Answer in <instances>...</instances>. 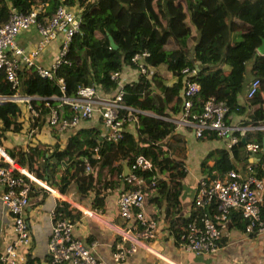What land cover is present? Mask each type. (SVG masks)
<instances>
[{
	"label": "trees",
	"instance_id": "trees-1",
	"mask_svg": "<svg viewBox=\"0 0 264 264\" xmlns=\"http://www.w3.org/2000/svg\"><path fill=\"white\" fill-rule=\"evenodd\" d=\"M58 4L70 7L77 17V30L72 34L64 56L68 62H61L54 72L55 76L64 79L65 94L76 95L78 85H98L105 92L119 87L121 102L141 111L136 113V121L122 123L116 140L101 138V132L93 126L80 127L66 137L64 146L54 145L48 154L47 144L29 145L25 151L4 150L17 164L26 166L36 179L45 176L47 184L55 185L60 194L69 182H74L80 198L89 197L92 209L103 207L106 188L120 185V191H124L139 187L143 192L144 188L155 187L164 198L166 216L170 206L168 226L177 244L179 233L194 214L190 210L187 217L172 215L180 209L184 169L179 155L184 150V143L181 136L172 133L174 124L165 117L181 108L179 93L184 78L181 68L195 69L189 76L199 86L192 96L193 110H198L202 100L212 96L227 105L225 120L231 114L244 111L245 119L241 124H263L264 52L258 53L256 46L264 38V0H0V23L6 20L10 9L25 13L32 7H37L36 17L43 21ZM107 34L112 37L116 48L109 46ZM142 50L148 52L142 58L146 71L139 72L131 58ZM196 63L200 68H195ZM160 64L173 76L170 84L156 71L148 70ZM124 67L135 69L137 76L135 80L118 86L110 73L121 72ZM246 75L251 80L256 79L257 84L254 92L240 102L241 111H236L234 106L240 105L237 94ZM17 78L20 93L35 92L39 83L44 86L43 92H48L45 95L58 93L54 78L40 77L32 67L20 64ZM14 91L0 70V94L10 95ZM31 104L34 106L37 102L32 100ZM19 108L12 100L0 102V135L5 129L18 130L16 117ZM41 111L45 113L47 108L42 106ZM57 113L59 119H69L77 110L61 104ZM235 135L237 140L229 147L214 148L205 154V158L214 157L212 164L205 163L202 168L208 178L235 169L233 160L246 159L249 151L245 141L257 146L261 161L253 163L252 169L260 172V165H264V129H245L236 131ZM195 136L202 140L214 138L215 134L206 129ZM96 144L97 158H94L92 147ZM138 153L149 158L152 167L134 173L145 181L157 175L152 187L145 183L126 182L121 176L120 161L126 160L129 165ZM85 161L89 170L84 168ZM60 165L63 169L58 174ZM108 165L113 167L115 176L100 179L99 171ZM162 173H168V178H162ZM62 204L63 216L73 220L79 210L66 201ZM258 205L260 216L264 218V192ZM73 209L74 213L71 212ZM230 221L234 229L242 231L245 227L246 220L237 211H231ZM178 225L180 227L176 230L174 226ZM256 233L259 232L254 227L248 235ZM44 261H47L46 257ZM22 264L43 263L28 253Z\"/></svg>",
	"mask_w": 264,
	"mask_h": 264
},
{
	"label": "built area",
	"instance_id": "built-area-1",
	"mask_svg": "<svg viewBox=\"0 0 264 264\" xmlns=\"http://www.w3.org/2000/svg\"><path fill=\"white\" fill-rule=\"evenodd\" d=\"M37 12V7H32L25 13L10 9L6 20L0 23V70L3 71L5 79L10 82V86L15 89L11 96L0 95V100L9 98L16 103H24L29 112L35 114L31 105L34 98L21 94L17 90V68L20 64L32 67L40 77L54 78L58 90L57 94L39 97L42 106L47 108L46 116L49 124L65 128L77 124L79 119H87L95 114L103 127L101 138L116 140L120 136L122 123L136 121V113L141 110L121 102L122 91L119 87L114 92L98 94V85H78L76 95H66L64 79L61 76H55L54 72L61 62H68L64 56L71 36L77 30V17L75 12L64 4H58L43 21L37 19ZM28 26L36 27L40 38L28 50H24L15 44L14 38L20 29ZM53 39L58 40V48L50 65L35 64L38 53ZM147 54L146 50H142L134 53L131 58L137 64L139 72L146 71L142 58ZM181 72L184 74L183 86L180 90L181 110L179 116L171 120L190 128L194 135L206 129L212 130L215 138H225L226 147H229L237 140L235 132L245 130L246 127L236 123H227L224 119L228 110L227 105L224 101L216 100L212 96L202 100L198 110H193L192 96L199 86L189 76L195 72V69L183 67ZM119 76L120 71L110 73V77L115 79L116 83ZM256 84V79L250 80L245 97L254 92ZM61 104L69 105L76 109L77 113L69 119H59L57 107ZM234 108L236 111H241V104ZM167 119L170 120V117ZM250 127L264 129V123L248 128ZM246 149L254 152L257 146L253 142H247ZM96 151L97 144L92 147L94 158H97ZM151 167L150 159L138 153L128 165L130 173L123 178L132 184L145 183L152 187L156 183L157 175L145 181L134 173L136 170ZM260 167L259 173L253 169L245 172L228 169L211 178L199 177L192 195L191 210L194 214L187 222L185 229L179 233L177 245L194 253L215 252L220 247L221 231L227 228L226 221L231 211H237L246 220L242 230L245 234L251 232L254 227L257 232H263L264 218L260 216L258 204L264 192V165L261 164ZM84 168L85 170L90 169L86 161ZM33 179L36 180L23 166L17 164L3 149H0V184L3 188L0 192V201L9 214L11 230L7 244L0 249V264H22L26 259L31 239L23 210ZM62 201H68L76 206L81 213L96 216L94 211L59 196L49 213L51 228L47 240V252L51 264H104L91 250L96 245L94 240L86 243L72 234V220L63 216L60 211L63 206ZM142 203L143 192L139 187L119 191L117 194L116 213L121 218L122 224L111 225L119 238L111 246L110 254L114 261L122 260L126 255L134 252L139 240L157 238L156 220L142 214L140 211Z\"/></svg>",
	"mask_w": 264,
	"mask_h": 264
},
{
	"label": "crops",
	"instance_id": "crops-1",
	"mask_svg": "<svg viewBox=\"0 0 264 264\" xmlns=\"http://www.w3.org/2000/svg\"><path fill=\"white\" fill-rule=\"evenodd\" d=\"M39 38L40 35L37 28L34 26H28L20 29L15 35L14 40L17 46L22 47L24 50H28V48ZM57 48L58 40H51L38 53L34 61L35 64L49 66L50 62L56 55ZM196 66L200 68L198 63L195 64V68ZM148 70L151 72L156 71L167 80V84H170L173 80V76H171V73L163 64L150 67ZM136 76L137 71L135 69L124 67L120 72L117 84L120 86L126 82L133 81L136 79ZM250 80V76L246 75L241 90L237 94L239 104L245 99V91ZM43 89L44 86L39 83L35 92L21 93L34 98L32 100L37 102L34 106L31 104L35 114L29 112L26 104L17 102L20 107L19 113L16 117L19 128L15 131L5 129L1 133L0 149L2 147L3 150L13 148L14 150L21 149L25 151L29 145L47 144L49 147L47 148L46 154H48L51 147L54 145L59 147L64 146L66 137L71 134L74 129L76 130L80 127L93 126L97 128L99 132H103V127L97 116L88 119H79L75 127L59 128L55 125L49 124L46 116L47 111L45 113H42L41 111L42 104L39 97L48 93L43 92ZM114 90L105 92L101 88H97L98 94L114 92ZM12 94H10V96ZM6 96L8 97V95ZM5 100L11 99L5 98L4 100H0V102ZM177 116H179V111L170 115V121H172L171 118ZM165 118L167 119V117ZM244 119L245 114L243 111L241 113L229 115L225 121L229 124H240L241 126L246 127L247 130L254 128H248L250 126L248 124H241V121ZM173 124L174 128L172 133L182 136L185 143L182 145L184 150L181 155H179L182 157L181 162L184 169V176L181 178L182 186L179 196L180 209L172 215H175L178 218H183L187 217L190 213L191 199L197 179L201 176H208L202 169L203 165L205 163L210 165L214 162L213 156L205 158V154L214 148L227 147L225 138L214 137L211 139L196 140V136L190 129H188V127H184L175 122H173ZM260 159V155L254 151L249 152L248 157L244 160H232L237 171L245 172L252 169L253 163L261 161ZM50 161L52 162L53 159L51 158ZM23 167H25L27 171L26 166ZM62 169L63 166L60 165L58 174L62 172ZM103 170L112 178L115 176L114 169L111 165L105 166ZM29 174L32 175V173ZM217 174L218 173H215L214 176L219 175ZM167 176L168 173L161 174L162 178H168ZM44 178L45 176L42 179H33L31 181L27 203L23 210V215L28 224L31 239L27 254L30 253L33 256H37L43 264H51L47 252V240L51 228V218L49 213L60 195L71 203L86 207L95 212L96 216H92L88 213H81L76 206L71 205L66 201L69 206L79 210L77 216L72 220V234L86 243H90L94 240L96 245L93 246L91 250L104 264H264V231L250 236L240 230L234 229L232 226H227L226 229L221 231L220 247L213 253L200 254L180 248L174 242L173 234L170 231V226H168V218L170 219V206L166 216L164 213V198L159 192H157L158 190L155 187L144 188L143 203L140 207V211L144 216H150L156 220L157 238L139 240L137 249L134 252L126 255L122 260L114 261L111 259V246H113L119 238L112 230L111 225L122 224L121 218L116 213V198L118 192L121 190V186L119 185L111 189L106 188L104 191L103 207L92 209L89 207V197L80 198L79 191L74 182H69L66 190L60 194L55 185H48ZM2 189V185L0 184V192ZM71 212L74 213L75 209ZM179 227V225L176 227L174 226L176 230H178ZM10 236V217L5 206L0 201V249L7 244ZM44 257H46V262L44 261Z\"/></svg>",
	"mask_w": 264,
	"mask_h": 264
},
{
	"label": "water",
	"instance_id": "water-1",
	"mask_svg": "<svg viewBox=\"0 0 264 264\" xmlns=\"http://www.w3.org/2000/svg\"><path fill=\"white\" fill-rule=\"evenodd\" d=\"M107 40H108V44H109L110 47L116 48V44H115V42L113 41L112 37L109 34H107ZM256 51L258 53H263L264 52V38L260 39V42L256 46ZM196 69H198L197 66H196ZM240 139H241L242 142H244V138L243 137H241ZM262 150H264V139H262ZM61 162H63V160H61ZM120 164H121V175H122V177H124V176H126V175H128L130 173V169L128 168L126 160H121ZM226 225L227 226H231L230 216L227 218Z\"/></svg>",
	"mask_w": 264,
	"mask_h": 264
},
{
	"label": "rangeland",
	"instance_id": "rangeland-1",
	"mask_svg": "<svg viewBox=\"0 0 264 264\" xmlns=\"http://www.w3.org/2000/svg\"><path fill=\"white\" fill-rule=\"evenodd\" d=\"M188 129H190V128H188ZM191 130V129H190ZM189 131V130H188ZM192 132V131H191ZM193 133V132H192ZM182 137V136H181ZM182 139H183V143H185V140H184V138L182 137ZM196 139V138H195ZM197 140V139H196ZM2 148V147H1ZM25 168V167H24ZM108 176H110V175H108V173L106 172V171H104L103 169L102 170H100L99 171V177H100V179H103V178H106V177H108Z\"/></svg>",
	"mask_w": 264,
	"mask_h": 264
},
{
	"label": "bare ground",
	"instance_id": "bare-ground-1",
	"mask_svg": "<svg viewBox=\"0 0 264 264\" xmlns=\"http://www.w3.org/2000/svg\"><path fill=\"white\" fill-rule=\"evenodd\" d=\"M33 176V175H32ZM34 177V176H33Z\"/></svg>",
	"mask_w": 264,
	"mask_h": 264
}]
</instances>
